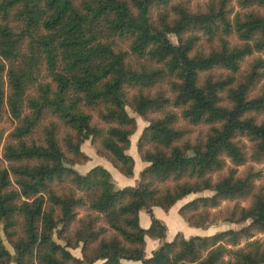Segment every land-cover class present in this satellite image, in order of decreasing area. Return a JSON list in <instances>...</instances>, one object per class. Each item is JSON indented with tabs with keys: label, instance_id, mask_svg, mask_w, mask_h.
Listing matches in <instances>:
<instances>
[{
	"label": "trees",
	"instance_id": "obj_1",
	"mask_svg": "<svg viewBox=\"0 0 264 264\" xmlns=\"http://www.w3.org/2000/svg\"><path fill=\"white\" fill-rule=\"evenodd\" d=\"M260 6L264 0H208L194 11L174 0H0V118L6 108L16 120L2 148L7 166L0 161V230L13 253L0 234V264H264V240H250L264 234V185L254 183L258 172L237 175L250 156L264 162V90L251 94L264 77ZM42 69L47 80L38 82ZM126 106L160 115L137 141L147 163L138 183L116 189L103 167L82 175L71 165L87 160L79 146L90 139L132 176L126 150L136 125ZM95 112L105 127L92 122ZM47 115L56 119L43 123ZM200 125L204 134L191 138L189 126ZM205 190L213 193L178 209L190 226L248 222L165 241L152 207L167 211ZM223 201L232 204L221 208ZM146 236L160 240L149 257ZM79 246L82 258L68 250Z\"/></svg>",
	"mask_w": 264,
	"mask_h": 264
},
{
	"label": "rangeland",
	"instance_id": "obj_2",
	"mask_svg": "<svg viewBox=\"0 0 264 264\" xmlns=\"http://www.w3.org/2000/svg\"><path fill=\"white\" fill-rule=\"evenodd\" d=\"M207 1L208 0H174V2H182V3L187 4L189 9L193 10V11L197 10V9L198 10L202 9L204 7V4ZM231 3L234 5L235 9H238L235 1H232ZM255 10L259 14L264 16V6L256 7ZM158 11L159 10L156 7L151 9V16L153 19L157 18ZM168 37H169L170 41H172L173 43L177 42V38L174 35H169ZM251 59H252V57H249L243 62V64H242L243 70L247 68V65L251 61ZM132 60H134L135 62L138 61V59L134 58V57L132 58ZM37 78H38V82H44L45 80H47V76H46L43 69L37 74ZM35 89H36V85L31 86L28 90V93L33 94ZM156 89H157V87L154 88L152 91H155ZM262 90H264V77L255 86V88L251 92V94H253V95L259 94L260 92H262ZM126 110L130 116L134 117L135 125H136L134 132L129 136L130 144H129L128 149L126 150V152L132 156L133 161H134L132 176H129V177L124 176L121 172H119L111 164L110 161H108L105 157L98 155L96 150H95V146L91 143L90 139L84 140L79 146L80 151L85 156H87V160L86 161L79 160V161H76L75 163H73L71 165L72 168L76 172L84 175L93 167L101 166L109 172L111 181L114 185V188H116V189H120V188H123L126 186H135L138 183L140 171L147 165V163L142 161L140 156H139V153L137 150V141H138V138H139L143 128L148 124L147 120L151 119V118H155V117L159 116L160 114L150 112V113H147V115L145 117H143L138 110H133L129 106H126ZM263 118H264V113L257 115V119H263ZM49 119H56V118H54L50 115H47L45 120L43 121V123H46L47 120H49ZM92 122L94 124H96L97 126H104L105 127V124L99 119L96 112L93 113ZM15 125H16V120H14L11 117V115L8 113L7 109L5 108V110L3 111L1 118H0V161H1L2 166H7V162L2 157V148H3V145L5 144V142L8 141L9 133L12 131V129L14 128ZM189 127H191V129H192L191 138H194L195 136H199L200 134L202 136L207 129L206 125L189 126ZM41 128H42V125L34 132V134H33L34 139L39 140ZM64 130H65V128H64ZM58 138H59V142H60L63 150L65 151V146H64L65 142L61 139L62 138L61 134H59ZM242 141L245 142V144L248 148V152H249L251 150V143L245 139H242ZM65 153L68 157H71L70 153H68L67 151H65ZM247 172H258V173H256L257 176L255 177L254 183L258 186L264 185V162L256 161L252 158V156L248 157V159L243 164L237 166V175L238 176H244L245 173H247ZM225 173H226V168L223 169L219 174L223 175ZM214 178H216V175H214ZM212 193L213 192H211L209 190H205V191L195 193V194L192 193V194H189V195L181 198L174 205L180 207L181 205H183L187 201L195 198L196 196H200V195L206 196V195H211ZM239 203L243 206H248L250 204V199L239 200ZM226 204H232V202L223 201V202H221L220 207L222 208ZM179 207H178V209H179ZM84 214L86 215V212L84 210H79L78 218L83 217ZM172 215H173V213H172ZM178 216H180V215H178ZM247 222L248 221H245L244 223H233V222L219 220V221H216L215 223L205 225L202 228V230L200 231V234H209V233L213 234V233H215L217 231H221V230L239 229L240 227L244 226V224H246ZM77 225L78 224H75L74 227ZM210 231H212V232H210ZM0 234H1V237L3 239L5 247L11 253H13L12 247L6 241L4 234L1 230H0ZM255 238L264 240V234L263 233H256L252 238H250V240L255 239ZM56 241L60 242L61 244L63 242L59 239H56ZM243 244H244V241H241L239 246H241ZM228 247L230 248L232 246L228 245ZM68 250L71 252V254L73 256H75L77 258H82V252H81L80 246L76 247V248H68ZM98 261L102 262L101 260H98Z\"/></svg>",
	"mask_w": 264,
	"mask_h": 264
},
{
	"label": "crops",
	"instance_id": "obj_3",
	"mask_svg": "<svg viewBox=\"0 0 264 264\" xmlns=\"http://www.w3.org/2000/svg\"><path fill=\"white\" fill-rule=\"evenodd\" d=\"M107 167V166H106ZM178 207L173 205L169 210L164 211L159 207H152V212L156 218L161 220L166 226L165 241H170L173 239L177 232H181L184 237H189L191 235H209L200 234L203 227H193L190 226L181 216H178ZM164 212H163V211ZM173 213V215H172ZM172 215V216H171ZM139 224L141 227L146 228L150 224V217L145 210L139 212ZM171 227V228H170ZM212 232V231H210ZM160 245L159 239H152L148 236L145 237V256H151L152 252ZM125 264H141L140 261H127L122 260ZM100 261H96L93 264H100Z\"/></svg>",
	"mask_w": 264,
	"mask_h": 264
}]
</instances>
